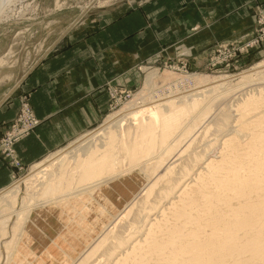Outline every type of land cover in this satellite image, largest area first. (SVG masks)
<instances>
[{
	"label": "bare ground",
	"instance_id": "obj_1",
	"mask_svg": "<svg viewBox=\"0 0 264 264\" xmlns=\"http://www.w3.org/2000/svg\"><path fill=\"white\" fill-rule=\"evenodd\" d=\"M8 1L0 0V7ZM146 76L134 105L32 165L22 180L32 190L20 206V181L0 191V264L32 256L30 240H24L28 222L34 227L41 214L67 209L79 224L94 213L90 202L96 199L98 211L110 210L109 184L134 171L149 179L142 193L129 196L115 217L111 207L113 218L73 264H264V58L236 77ZM156 78L168 82L169 90L152 99ZM189 80L183 90L170 85ZM252 85L255 92L240 93L230 112L207 122L218 98ZM208 134L215 135L198 145Z\"/></svg>",
	"mask_w": 264,
	"mask_h": 264
},
{
	"label": "crops",
	"instance_id": "obj_2",
	"mask_svg": "<svg viewBox=\"0 0 264 264\" xmlns=\"http://www.w3.org/2000/svg\"><path fill=\"white\" fill-rule=\"evenodd\" d=\"M257 4L264 0H127L99 9L95 24L71 27L18 85L0 94V133L18 112L21 96L29 97L39 123L15 150L25 166L34 165L99 125L109 109L108 81L131 80L127 74L138 63L170 45L199 51L248 32ZM194 26L199 29L189 33ZM12 180L13 168L0 154V191Z\"/></svg>",
	"mask_w": 264,
	"mask_h": 264
},
{
	"label": "rangeland",
	"instance_id": "obj_3",
	"mask_svg": "<svg viewBox=\"0 0 264 264\" xmlns=\"http://www.w3.org/2000/svg\"><path fill=\"white\" fill-rule=\"evenodd\" d=\"M97 1L98 0H9L6 5L3 3L5 6L2 4L0 7L2 8L4 6L0 14V94H2L3 91L10 85H18L21 76H23L26 71L36 64L39 59L47 55L51 50H54L60 40L63 39L65 32L71 27L78 25L77 28L79 26L85 28L90 24V26H92L96 23L97 12H99V9L121 3L122 1L127 2V0H100L102 3L98 4ZM142 1L143 0H137L138 5H141ZM263 14L264 5L257 4L252 8L251 17L253 26L248 32L228 40L217 39L211 42L208 46L203 47V49H199V51L194 49L192 46L185 45L184 43H176L172 46L170 45L163 48V50H159L158 53L147 58L145 61L138 63L136 67L130 71L129 74H127H132L131 80L129 79L130 76L129 78L126 76L127 81L125 83H123L124 81H120L119 83L114 84L115 82L112 83V81H108L105 88L109 96V109L105 118L99 123V125L81 134L73 140V142H77L85 135L94 132L104 123L108 115L116 112V114H118L122 109H125L126 107L129 108L134 105L137 100L139 101L138 97L140 96L142 88L145 86L144 84L147 78L146 75L151 71H155L159 76V79L160 76L163 75L168 77L175 76L179 79L180 76L184 77L199 74L208 76H222L227 74V76L233 75L236 77L242 71L251 68L254 64L264 58V38H260V32L263 29L264 24L259 23L261 15ZM198 29L199 26H194L190 27L188 31L189 33H194ZM159 79H157L156 82H153V85L151 84L152 87L150 89V96L153 97L152 99H156L159 95L163 96L168 93L169 86L167 85H169V83L164 82V80L159 81ZM170 85L173 90L177 88L179 90H183L186 87L189 88L191 86V82L189 80V82H180V84L176 83V85L174 84V87L172 83H170ZM261 85L264 84L262 83ZM255 87V85H252L251 87H244L242 91L238 90V92L236 91L234 95L218 98L214 102L212 107L213 110L207 116L209 118H206L208 119L207 122L211 121V119L215 117V113H220V111L224 113L225 110L226 112H230L233 108L231 105H235L237 98L240 99L243 97L240 96V93L255 92L256 90L250 91ZM154 91L156 94H154ZM22 96L18 112L9 122H7V124L17 118L19 110L22 107V103L25 102L29 107H31L29 97L25 95L26 98H23ZM2 133H0V139L3 136ZM214 135L215 134H211L209 137L205 136L204 139L200 138L198 145H204V143L206 144L207 142L205 141L212 139ZM70 143L62 149H67V147L71 145ZM60 150L58 151L60 152ZM58 151L52 154H55ZM214 152L216 153L214 150L211 154H218H215ZM47 157L42 160H45ZM15 158L20 163V167L11 164L8 158L7 160L9 165L13 168L12 182L20 181L21 194L17 200V204L20 206V201L24 193L32 190L30 187L24 186L22 180L31 173L33 167L25 166L17 157L16 150ZM134 172L131 174L128 173L127 175L125 174V177L122 175L120 177L121 179L119 178V181L116 180L109 184L112 185L111 187L114 191H111L113 196L112 199L108 197L107 204L109 205L108 207L110 210L111 207L113 208L112 215L114 217L124 209L125 204L130 201V197L131 200L135 195L137 196V194V197H139V194L142 193L143 184L145 185L149 181L146 176L143 177V175L139 172ZM140 175L144 178V183H141L142 179ZM123 177L125 179H123ZM115 195H117L116 197L118 199H121L119 204L116 201L117 198ZM98 201L99 200L96 199L90 202L91 208L95 209L93 210L95 214L92 212L79 224L74 221V215L67 209L66 212L62 214H60L57 209L49 210V212L45 215L41 214L37 222L34 223V227L29 226L28 224H30V222H28L26 227L28 234L24 236V240L25 243H27L28 239L30 240L28 242L30 243V246L29 248L26 247V249H30L32 251V256L27 258L28 262L19 261V263L73 264V262L79 257L80 251L84 250L85 244L95 239L97 235L100 234L102 226L109 223V221L113 218V216L111 217L109 214L110 210L108 208L107 210L106 207L104 208L105 210L100 212L101 207H98ZM123 201L126 202L124 203ZM119 206L122 207L120 208ZM95 207L99 208L100 211H98ZM31 216V219H34L35 213L32 212ZM42 217H44V219ZM91 225L93 228H91ZM83 229H85V232L81 233V230ZM74 234H76V237ZM74 237L76 238L75 241ZM35 247L38 249H34ZM61 250L66 251L68 255H65L63 253L64 251L62 252ZM28 252L29 251H27V253ZM67 256L70 260H66Z\"/></svg>",
	"mask_w": 264,
	"mask_h": 264
},
{
	"label": "built area",
	"instance_id": "obj_4",
	"mask_svg": "<svg viewBox=\"0 0 264 264\" xmlns=\"http://www.w3.org/2000/svg\"><path fill=\"white\" fill-rule=\"evenodd\" d=\"M259 23L264 24V14L261 15ZM260 36L261 39L264 38V27ZM38 123L39 120L34 116L33 110L24 102L17 118L4 128L5 132L3 131L0 139V153L9 159L11 164L20 167L15 158V144L33 132Z\"/></svg>",
	"mask_w": 264,
	"mask_h": 264
}]
</instances>
